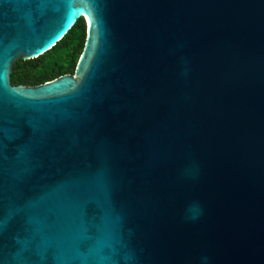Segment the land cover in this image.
<instances>
[{"label":"water","instance_id":"95a60500","mask_svg":"<svg viewBox=\"0 0 264 264\" xmlns=\"http://www.w3.org/2000/svg\"><path fill=\"white\" fill-rule=\"evenodd\" d=\"M204 257L264 264V0H0V264Z\"/></svg>","mask_w":264,"mask_h":264},{"label":"trees","instance_id":"16d2710c","mask_svg":"<svg viewBox=\"0 0 264 264\" xmlns=\"http://www.w3.org/2000/svg\"><path fill=\"white\" fill-rule=\"evenodd\" d=\"M87 39V25L80 18L51 50L33 60H18L11 82L15 86H38L66 74H74Z\"/></svg>","mask_w":264,"mask_h":264},{"label":"clouds","instance_id":"9594fccd","mask_svg":"<svg viewBox=\"0 0 264 264\" xmlns=\"http://www.w3.org/2000/svg\"><path fill=\"white\" fill-rule=\"evenodd\" d=\"M190 218L191 219H197L198 217L197 216H192ZM203 260H204V264H207V257H204Z\"/></svg>","mask_w":264,"mask_h":264}]
</instances>
